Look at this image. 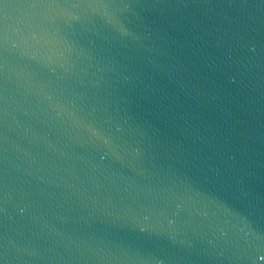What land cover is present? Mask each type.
Masks as SVG:
<instances>
[{
  "label": "water",
  "instance_id": "95a60500",
  "mask_svg": "<svg viewBox=\"0 0 264 264\" xmlns=\"http://www.w3.org/2000/svg\"><path fill=\"white\" fill-rule=\"evenodd\" d=\"M0 264H264V0H0Z\"/></svg>",
  "mask_w": 264,
  "mask_h": 264
}]
</instances>
